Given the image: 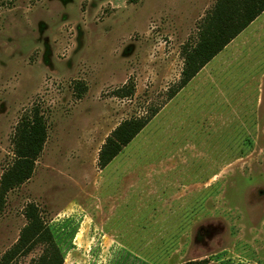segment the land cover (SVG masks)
I'll use <instances>...</instances> for the list:
<instances>
[{"label": "rangeland", "instance_id": "374dc122", "mask_svg": "<svg viewBox=\"0 0 264 264\" xmlns=\"http://www.w3.org/2000/svg\"><path fill=\"white\" fill-rule=\"evenodd\" d=\"M217 1L0 0V181L15 160L22 119L39 109L48 127L33 177L7 196L0 259L33 203L64 264H264V138L241 143V129L218 125L212 136L201 128L200 137L170 144L157 118L99 167L120 124L158 114L170 100L185 51ZM122 89L133 92L123 97ZM186 140L201 154L174 155ZM128 170L146 196L129 206L104 202L100 186L121 190L133 178ZM194 183L215 201L199 222L177 223L166 215L168 185ZM192 210L193 202L180 216ZM42 252L38 246L16 264Z\"/></svg>", "mask_w": 264, "mask_h": 264}, {"label": "crops", "instance_id": "0c3cea01", "mask_svg": "<svg viewBox=\"0 0 264 264\" xmlns=\"http://www.w3.org/2000/svg\"><path fill=\"white\" fill-rule=\"evenodd\" d=\"M157 118L162 119L161 132L170 144H179L181 138L200 137L201 128L207 136H212L218 125L241 129L238 132V136L244 138L241 143H248V137L257 141L264 138V12L168 100L153 121ZM183 144L185 146L174 155L201 154L190 140ZM136 174L128 170V176L133 178L124 180L126 185L119 191L116 185L106 189L103 184L100 198L104 202L121 200L125 206L131 205L133 200L136 202L137 198L142 199L146 195L134 179ZM198 186L195 183L181 184L180 188L168 185L173 194L165 201L169 209L166 215L176 217V222L181 224L199 222L201 213H205L203 208L214 203L216 194L206 189L202 196ZM156 198L151 200H158ZM191 202L193 210L186 211L189 217L185 219L184 211L183 216L179 211ZM114 206L112 204V208Z\"/></svg>", "mask_w": 264, "mask_h": 264}, {"label": "trees", "instance_id": "16d2710c", "mask_svg": "<svg viewBox=\"0 0 264 264\" xmlns=\"http://www.w3.org/2000/svg\"><path fill=\"white\" fill-rule=\"evenodd\" d=\"M264 12V0H218L205 19L199 42L185 51V64L177 88L170 100L176 96L218 55L230 42L240 35ZM123 97L133 91L122 89ZM133 90V89H130ZM150 117L124 121L106 139L99 153V167L105 169L153 120ZM48 139V127L44 115L34 109L20 122L14 138L15 160L3 173L0 181V216L6 205L8 194L28 182L34 174L36 162ZM26 226L17 243L0 259V264H16L21 257L28 256L36 247L42 246L41 256L32 264H64V256L49 226L42 218L39 208L30 204L25 209Z\"/></svg>", "mask_w": 264, "mask_h": 264}]
</instances>
